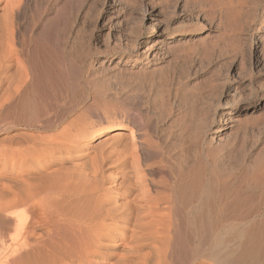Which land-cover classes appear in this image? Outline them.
Wrapping results in <instances>:
<instances>
[{
    "label": "bare ground",
    "instance_id": "bare-ground-1",
    "mask_svg": "<svg viewBox=\"0 0 264 264\" xmlns=\"http://www.w3.org/2000/svg\"><path fill=\"white\" fill-rule=\"evenodd\" d=\"M243 1L210 0L209 11L211 16L212 13L218 18L222 16L227 25L232 24L237 20L236 9ZM15 2L0 0V119L5 120L7 131L0 139V264H264V148L261 153L257 151L259 154L255 158L249 159L248 154L227 155L228 152L213 151L208 146L202 158L182 153L167 165L160 159L157 141L152 140L155 134H152V121L149 122L146 110L134 108L138 107L134 106L135 101L133 107L122 103V110L114 114L82 113L48 133L40 131V128L50 130L56 125L47 115L57 97L64 96L68 90L67 72L63 62L53 65L45 60L46 57L45 61H40L42 57L38 58L37 52L33 54L26 42L21 45L16 41L18 37L14 38L13 30L9 29L8 14ZM64 4L68 5L67 0ZM174 38L170 36L168 40L171 42ZM256 53L264 55V45H259ZM138 93L142 95L143 92ZM263 100L264 94L247 101L240 112L242 118L237 119L250 124L253 117L249 110L261 106ZM197 118L195 121H200ZM203 120L201 124L197 122L196 137L192 140L195 143L208 140L213 145L214 133L221 130L220 126H214L208 134L207 126L205 130L203 126L207 120ZM189 126L191 128L190 121L180 130L175 126L182 146L188 139ZM218 146L216 144L217 149Z\"/></svg>",
    "mask_w": 264,
    "mask_h": 264
},
{
    "label": "rangeland",
    "instance_id": "rangeland-1",
    "mask_svg": "<svg viewBox=\"0 0 264 264\" xmlns=\"http://www.w3.org/2000/svg\"><path fill=\"white\" fill-rule=\"evenodd\" d=\"M15 1L17 0H13V2ZM209 1L210 0H72L71 2V0H67L69 6L71 3L70 9L68 8V5L67 7L66 4H64L66 3V0H18L17 3L19 7L16 2V4L12 3L13 5L15 4L14 6L16 7L11 5V7L14 8H9L8 10L9 29L13 30L10 31L14 34V38L18 37L16 38V41H20L19 43L21 45L27 44L31 48L33 54H38V58H43H40V61L48 59L47 61H49L50 64H59L63 62L62 65L67 72L68 90L64 96L60 97L62 99L57 97L52 106L53 108L49 111L50 116L47 115L50 120H54L56 125L50 130L40 128V131L48 133L52 131L54 127L56 128L67 124L70 119L82 113L89 114V112H91L99 115L114 114L118 112V110H122V108H120L123 105L122 103L127 102L128 105L130 104V107H133L136 102V105L134 106L138 107L134 108L140 110L143 109L142 111L146 110V115L150 118L149 122L152 121L150 122L151 128L154 129L152 130V134L155 132V134L152 135V140L157 141L158 148L161 150L160 159L167 165L168 163L171 165L173 161L182 156L180 155L182 153L184 155L187 154L188 157L191 158H202L205 153H207L206 150L208 146L211 147L213 151L221 150L220 152L224 154L228 152L227 155L233 154L234 152L233 155H235L236 153L241 152V154H248L249 159L255 158L259 154L257 151L259 150L261 153L264 148V109H262L264 108V100L261 106L249 110L253 117L252 120L249 121V123L251 122L250 124H248V122L242 123L237 118H242L240 114L241 109L244 108L249 101L260 98L264 94V89H262L264 87V55L263 53H256L258 46L264 45V0H246V2H244V0L240 3V8L236 9L238 10L236 18L238 21L240 20V22L244 21L242 25L236 19H234L235 21L232 24L230 23L231 25H227L226 20H224L225 18L222 16V18H218V15L214 13H212L213 18H211L212 16L209 9L212 3ZM15 11L17 12V15ZM57 11L59 12V16H62L65 12L68 14L65 13L62 17H58ZM239 12H241V14ZM207 15H209V18ZM55 16L57 17V20H54ZM59 22H61L62 25ZM248 22L249 24L247 25L246 23ZM14 23L17 24L15 25ZM50 23L51 25H49ZM55 23H57V25ZM223 23L226 24V28L229 27L231 30H226ZM44 24L47 25L45 26ZM59 24L63 28H60ZM239 25H241L240 28L238 27ZM53 26L57 28L55 29ZM232 26L234 27V30L235 28L237 30L233 31ZM58 28L59 30H57ZM227 31H230V34ZM58 32L60 35L57 34ZM54 34H57L58 36H54ZM236 34L239 36H235ZM170 36L175 37L171 42L168 40ZM45 37L46 40L44 39ZM55 37H57V39ZM29 39L31 42H29ZM185 41L187 46L184 43ZM235 42H237V44ZM171 43L173 45H171ZM39 45L40 47L43 46V48H40ZM47 49L49 52H47ZM142 49H144V52ZM185 50H188V52ZM53 51L56 52L54 53ZM35 52H37V54ZM62 52L67 53L64 54ZM174 52H176V54ZM50 53L52 54V58L50 57ZM142 55H144V57H142ZM119 69L121 71H119ZM144 73L145 75H143ZM134 79L136 81H134ZM135 82H137V85ZM125 83L127 85L129 84V89H127L128 87ZM121 85H123V89ZM146 86L148 90L146 89ZM119 88L120 90L118 91L117 89ZM141 88L144 91H141ZM97 90L100 91L97 92ZM128 90L130 94L128 93ZM149 90L150 92H148ZM151 90L153 93H151ZM192 91L194 93H192ZM138 92L143 93L141 95ZM111 94L116 97L114 98ZM133 94L134 97L136 96L135 100L133 96L131 97ZM107 95H111L112 97L110 96L109 98ZM156 95L158 96L156 97ZM125 96L128 100H126L127 98ZM239 96L241 98L243 97L242 101ZM129 97H131V100ZM152 98L155 99L153 100ZM143 100H147L146 103L143 102ZM172 100L174 102H172ZM177 101L181 104L179 102L177 103ZM140 103H143L142 105L145 107L141 106ZM189 103H194V106ZM146 107L148 110L144 109ZM173 107L176 108L174 109ZM185 107L190 109L187 111V108ZM182 108H185L184 111ZM58 110L60 115L57 113ZM196 111L199 114L201 112L200 115L202 117ZM176 112L179 113L176 114ZM188 112L190 113L188 114ZM205 112L209 114L207 115ZM213 112H215V115H212ZM65 113H67V115H65ZM152 113H154V115H150ZM194 113L197 115L196 118L199 115L200 119H198V117L197 120L200 121H195L196 118ZM53 114L55 117L52 116ZM189 116H192L190 120ZM60 117L62 120H60ZM209 117H212V119ZM164 118H166L165 122H163L165 120ZM254 118L255 120L253 121ZM203 119L207 120L206 125L204 122H202V125L204 124V130L207 126L209 132L207 129L206 131L208 134L212 132L214 126H220L221 130L214 133L215 141L213 142V145L209 144L208 140L202 143L197 141L195 143V141H193L196 137L195 129L198 126L197 124L199 122L201 124V121H204ZM0 120V139L2 140V136L4 137L7 131L5 129L6 124H4L5 120ZM185 120L187 123L190 121L191 128L189 126L187 135L188 139H185L182 146L178 141L179 138L177 135L180 127L186 124ZM153 121L155 122L153 123ZM246 123L248 125H246ZM194 125H196V127ZM241 125L244 126L241 127ZM175 126L178 127L179 130ZM191 129L194 134L191 132ZM232 138L236 139L233 141ZM221 139L223 141H221ZM188 140H192L193 142ZM226 141L228 143H226ZM216 144L220 145L218 146V149L216 148ZM262 144L263 146L260 148ZM170 145L172 146L170 147ZM221 145H223V147ZM225 145L227 146L224 148ZM241 145H244L245 149L244 147L242 148ZM200 146L201 148H198ZM195 147H197V149L194 150ZM237 147L240 150H238ZM253 147L254 149H252ZM162 157L165 158L163 159Z\"/></svg>",
    "mask_w": 264,
    "mask_h": 264
}]
</instances>
